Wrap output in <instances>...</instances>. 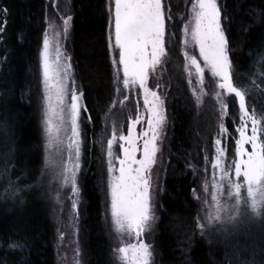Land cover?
<instances>
[{"label":"trees","instance_id":"trees-1","mask_svg":"<svg viewBox=\"0 0 264 264\" xmlns=\"http://www.w3.org/2000/svg\"><path fill=\"white\" fill-rule=\"evenodd\" d=\"M107 1L68 0L66 5L72 20L65 52L84 103L76 171L79 192L71 199V183L63 184V179L50 182L43 173L38 106L40 47L46 17L57 7L47 0H0V27L4 29L0 32V102L5 91L10 93L2 103L4 112L8 108L15 111L9 124L16 149L13 157L0 162V264H59L57 226L73 215L72 209L80 264H120L105 184L103 133L117 87L109 50ZM190 1L165 0L171 16L167 19V54L172 66L167 65L165 77L164 172L154 204L155 221L146 237L152 264H264V223L259 217L217 221L203 234L197 227L203 166L211 159L217 129L215 114L197 102L179 70L182 27ZM219 3L222 15L228 17L222 23L236 83L255 77V89H245L247 102L264 115V0ZM227 105L222 122L232 137L231 147L238 107L233 97Z\"/></svg>","mask_w":264,"mask_h":264},{"label":"snow or ice","instance_id":"snow-or-ice-1","mask_svg":"<svg viewBox=\"0 0 264 264\" xmlns=\"http://www.w3.org/2000/svg\"><path fill=\"white\" fill-rule=\"evenodd\" d=\"M171 19L167 14L163 0H113L110 4V26L114 27V44L110 35L109 47L118 49V60L113 58L116 68L117 83L122 68L125 88L138 85L143 91V102L147 115L143 116L137 110L135 119H130L127 135L120 132L119 140L123 156L114 155L113 144L117 139V129L113 128L112 137L108 139V188L111 198V217L117 232H134L140 237L146 229L151 228L154 219L152 211L153 166L157 162L160 151L158 140L166 124L164 101L160 94L148 86L150 73L153 72L161 58L166 54L165 32L166 20ZM228 19L222 15V5L218 0H191V14L186 22L185 43L188 37L199 46V54L204 65L210 69L214 77H219L218 87L234 94L239 101L240 125L237 128L239 138L235 141L234 176L232 168L228 167L224 158L226 150L220 139L216 140V156L212 158L213 180L211 185L210 210L205 213L207 224L198 217L197 227L201 233L217 221L228 219L238 220L243 215L241 205H246L254 217H259L264 223V115L249 109L246 103V90L234 82L232 61L229 56V39L222 21ZM71 16L63 18L62 32L49 35L45 30L43 47L40 52L43 95V129L46 145V166H59L63 184L71 183L72 192L78 193L76 171L79 169L80 158V124L82 93L76 87L69 88V70L71 64L62 55L61 36H66ZM49 28L53 24L49 23ZM4 29L0 27V32ZM186 60L194 66L197 80L203 93L204 67L195 56H189L185 51ZM191 75V67L185 64ZM159 87V85H157ZM120 91V88H117ZM194 94L196 90L194 89ZM70 92V103L67 98ZM219 99L221 93H216ZM128 97L125 96L124 100ZM200 102V95H197ZM116 101H113L115 104ZM123 103V101H120ZM227 103L222 102V115L227 114ZM85 110H87L85 108ZM107 115V114H106ZM90 119V117H89ZM146 119L148 127L141 133H135V126ZM249 121L251 124L249 134ZM221 133L228 129L220 124ZM70 129V132H69ZM67 135V150L69 158L59 162L56 155L62 156V145ZM143 138V148L138 141ZM250 144L249 151L245 145ZM73 150L75 160H72ZM142 155L137 157V153ZM207 159V157H206ZM117 160L119 167L113 163ZM71 165V166H69ZM219 170V179L216 178ZM118 173V174H117ZM158 179V177H157ZM205 190H208L207 183ZM59 196V193H57ZM227 196L232 203L222 200ZM208 203V201H205ZM73 208L76 202L73 201ZM122 264H150L153 255L151 246L143 239L136 243L121 244L116 249ZM77 264L79 262L77 261Z\"/></svg>","mask_w":264,"mask_h":264},{"label":"rangeland","instance_id":"rangeland-1","mask_svg":"<svg viewBox=\"0 0 264 264\" xmlns=\"http://www.w3.org/2000/svg\"><path fill=\"white\" fill-rule=\"evenodd\" d=\"M49 4H51L54 7H57V10H51L53 14L51 15H47L46 17V26H45V30L48 29L49 35H54V32H62L63 29V18L66 16H69L67 14V9H66V5L68 0H47ZM113 2V0H108L107 1V8H108V13H109V23H108V41L110 44V35H112V43L114 44V27L110 26V4ZM164 6H165V10L168 14V8L166 6L165 0H163ZM219 3V0H218ZM190 14H191V1L189 2V11L187 14V18L185 20V22L183 23V41H182V53H183V58H182V63L181 66L179 67V70L183 71V74L189 84V89H191L194 98L197 100V95H200V105H202V107H207L209 108L210 111H212L215 114V124H216V136L214 139V143L213 146L211 148L212 153H211V159H208V162H206L203 166V172H204V177L202 179V187H201V192L199 195V201L201 203V218L200 221L204 222L205 224H207V220L204 219L205 217V213L207 211L210 210L209 205L211 204V185H212V180H213V167H212V163L211 160L212 158H214L216 156V140L220 139L222 142V145L224 146L225 150H226V156L224 158V162L225 164L232 168V176L233 179H235L234 176V165H233V161L235 159V141L239 138V133L237 131L238 126L240 125V109H239V101L238 98L235 97L234 94H229L226 92V90L220 89L218 87V83H219V77H214L210 71L209 68H207L204 65V61L203 58L200 56L199 54V46L197 44H195L194 42L191 41L190 36L187 38L188 39V43H185V32H184V28H185V24L186 22H189V18H190ZM49 23L53 24V28H49ZM70 27V26H69ZM68 33H69V29L67 32L66 36H61L60 38V44L62 46V55L64 57L67 58V61L69 63V59L68 56L65 52V43L67 41L68 38ZM44 35H45V31L42 37V42H41V47H40V52L41 49L43 47V39H44ZM167 20H166V32H165V40H166V44L165 47L167 49ZM110 54H111V58L113 61V58L115 57L118 60V49H113L110 48ZM185 51L188 52L189 56H195L197 57V60L200 62L201 66L204 67V83H203V93L200 94V89H201V85L197 80V74L195 72V68L194 66L190 65V61L186 60L185 58ZM169 54H166L161 58V63L158 64L155 68V70L153 72L150 73L149 76V81H148V86L157 91L162 100L164 101V114L166 116V124L163 128V131L161 133V139L158 140V143L160 144V151L157 154V162L156 164L153 166V186L151 189V193H152V204H153V208L152 211L154 213V219L150 222L151 226L153 225L154 221H155V208H154V204H155V200H156V194L159 191L160 188V183L162 181L163 178V172H164V155H163V144L165 141V136H166V131H167V127H168V118L166 115V109H165V100H166V96H167V89H168V85L166 83V67L169 64L170 66H172V62L169 59ZM39 60H40V72H41V94L39 97V101H38V106H39V119H40V128H41V133H42V141H43V173L45 175V177H47V179H49L50 182H55V181H59L63 179L61 173V168L59 166L53 168L51 165L46 166V145H45V134H44V129H43V108H44V102H43V95H44V86H43V77H42V67H41V57L39 54ZM185 64H189V66L191 67V75H189L188 70L185 68ZM115 68V67H114ZM70 73V79L67 82L69 85V88H71L73 86V79L71 77V71L69 70ZM115 74H116V68H115ZM233 79L234 82L236 83V77L233 75ZM123 71L122 68L120 69L119 72V83H117V87H116V97L114 99V101H116L115 104H112V109L109 112V114L112 112V114L110 115V120L109 123L107 125V127L105 126L104 129V143H105V157H106V194H107V201H108V214H109V221H110V226L113 230V232L116 234L117 236V241H118V245L117 248H119L121 246V244H129V243H136L139 239H143L147 244V240L146 237L150 231L151 228L146 229L145 232L140 236L137 237L136 234L134 232H117L115 229V226L113 225L112 222V217H111V198H110V193H109V188H108V177H109V173H108V161H109V156H108V145H107V141L109 138L112 137V133H113V128L115 127L117 129V139L113 144V153L114 155H119V156H123V152L120 148V144L121 143H125L123 141L119 140V134L120 132H123V134L127 135L128 132V124L130 123V117L132 119H135V115L137 110L139 111V113L143 116L147 115L146 109L144 107V102H143V91L141 89H139L138 85H134L130 88H125L123 83ZM117 81V78H116ZM255 81V77L251 76L248 77V79L246 81H241L238 83H236V85L244 88V89H255L253 82ZM157 85H159V87H157ZM74 86L76 87V89L78 90V92H80L79 87L74 83ZM120 88V91H117V88ZM196 90V94H194L193 90ZM264 89V86L263 88ZM81 93V92H80ZM216 93H221L220 98L218 99L216 96ZM10 93H7L5 91V93L2 94L1 96V102H0V162L6 160L5 158L8 159L13 157L16 154V149L14 147V143L12 142V128L10 127L9 124V119L10 117L15 114V111H12L8 108V112H4L3 108L5 107L4 102L2 103V100L9 98ZM127 96L128 99L124 100V97ZM233 97L236 100L237 103V107H238V121L237 123L234 125L235 127V132H236V136L233 137L232 139V145L231 147L228 146V141H230L228 133H221L220 131V124L223 123L222 122V102L224 103H228L229 98ZM68 102L70 103V92L67 98ZM248 98L246 95V103L248 106V102H247ZM120 101H123V103H120ZM81 104L84 106L83 103V99L81 100ZM249 109H253L252 107H249ZM83 110L84 107L81 108V116L79 118V124H80V132H81V128H82V116H83ZM148 127L147 125V120L143 119L140 122H138L135 126V133H141L143 132L146 128ZM250 128H251V124L249 121V134H250ZM107 130V131H106ZM106 131V132H105ZM70 132V129H69ZM143 138L141 137V139L137 142L138 146L142 149L143 148ZM64 144L62 145V156L60 154L56 155V159L58 160V162L63 159V160H67L69 158V153L67 150V135H65L64 137ZM245 147L250 151L251 150V145L250 144H246ZM142 155V151L137 153V157ZM206 156L208 157V154L206 153ZM72 160H75V154H74V150H73V155H72ZM113 163L115 164L116 168L119 167V163L117 160H114ZM71 166V165H69ZM118 174V173H117ZM219 170H216V178L219 179ZM158 177V179H157ZM207 177V178H206ZM59 183V182H58ZM63 183V182H61ZM207 183L208 185V190H205V184ZM70 184V183H68ZM66 184V185H68ZM72 196L74 198H76V193L74 194L72 192L71 194V199ZM222 200L227 201L229 204L232 203V201L227 197H221ZM205 201H208V203H205ZM73 207V206H72ZM241 208L243 210V215L241 216L244 220L249 219L252 217V213L250 211V209L246 208V205H241ZM74 210L72 209V214L74 215ZM71 214V212H70ZM73 215L64 220V223L61 222L60 220V224H58L57 226V239H58V245H57V253H58V263L59 264H77V261L80 264V256H79V251L77 250V243H76V234H75V226H74V218ZM199 221V222H200ZM236 221V220H235ZM219 222H230L228 219H224L222 221ZM210 226V225H208ZM117 254V253H116ZM117 260L120 264H122V261L118 258L117 255ZM152 257H151V262L150 264H152Z\"/></svg>","mask_w":264,"mask_h":264}]
</instances>
